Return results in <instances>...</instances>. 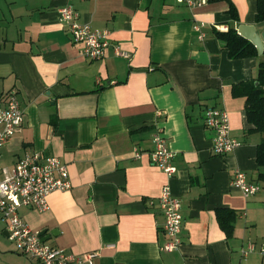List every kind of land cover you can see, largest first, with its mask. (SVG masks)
Segmentation results:
<instances>
[{"label": "crops", "instance_id": "1", "mask_svg": "<svg viewBox=\"0 0 264 264\" xmlns=\"http://www.w3.org/2000/svg\"><path fill=\"white\" fill-rule=\"evenodd\" d=\"M0 0V96L15 90L24 124L0 150L12 167L26 154L57 157L72 188L48 196L49 208L20 209L35 231L56 236L54 247L97 253L95 264H264L242 256L264 243V191L245 197L232 187L237 171L259 183L260 133H248L246 99L234 86L255 79L259 58L233 59L216 33L255 25L257 0ZM71 5L80 21L109 30L105 56L87 59L59 10ZM200 27V29H197ZM203 36V38H201ZM209 108L226 111L241 147L212 152ZM162 127L177 174L154 165L153 136ZM140 157H136V153ZM182 201V245L167 252L157 199L165 185ZM235 213L233 229L222 226ZM0 264H40L16 251L0 221Z\"/></svg>", "mask_w": 264, "mask_h": 264}, {"label": "built area", "instance_id": "2", "mask_svg": "<svg viewBox=\"0 0 264 264\" xmlns=\"http://www.w3.org/2000/svg\"><path fill=\"white\" fill-rule=\"evenodd\" d=\"M189 7L205 5L208 0H176ZM62 22L68 27L72 40L82 46L83 55L91 60H100L106 50L113 46L118 56L129 58L118 45L111 40L109 30L95 29L80 21V13L71 5L59 10ZM200 29V27H197ZM203 38V36L201 37ZM24 111L18 93L9 91L0 96V150L22 128ZM206 128L214 132L212 152L216 156H226L241 147L242 142L231 134L229 115L217 108L207 109L204 116ZM155 145L151 154L152 162L168 179L177 174L173 163L174 152L169 148L164 130L157 127L153 136ZM136 157H140L137 152ZM233 188L252 197L262 191L259 183L249 182L245 173L237 171L232 179ZM72 188L69 171L57 157L41 156L38 153L26 154L14 166L6 167L1 162L0 154V221L5 225L7 238L15 245L16 251L40 264H95L97 253L75 255L64 249L42 242L40 231L33 230L22 218L20 209L33 208L39 212L48 210V196L56 191H68ZM160 212L165 218L164 231L168 242L162 250L173 252L182 245L183 230L182 201L175 197L170 185H165L157 199ZM264 255V243L257 245L249 242L242 249V256L253 253Z\"/></svg>", "mask_w": 264, "mask_h": 264}, {"label": "trees", "instance_id": "3", "mask_svg": "<svg viewBox=\"0 0 264 264\" xmlns=\"http://www.w3.org/2000/svg\"><path fill=\"white\" fill-rule=\"evenodd\" d=\"M218 1V0H208ZM230 2V12L234 20H237V12L233 3ZM258 23H264V0H257ZM217 38L224 43L233 59L259 58L258 74L255 79L234 86L233 94L246 99V119L248 124V133H260L263 139L257 146V164L260 169L258 182L264 188V55L259 56L258 50L249 40L239 35L234 27L227 32H217ZM231 218L225 224L223 210L218 211V218L222 226L230 232L233 229V220L235 213H230Z\"/></svg>", "mask_w": 264, "mask_h": 264}, {"label": "water", "instance_id": "4", "mask_svg": "<svg viewBox=\"0 0 264 264\" xmlns=\"http://www.w3.org/2000/svg\"><path fill=\"white\" fill-rule=\"evenodd\" d=\"M238 33L254 44V46L258 50L259 56L264 55V31L262 33H259L255 25H240L238 27ZM46 234V230L40 232L42 242H48L52 238V236H56V231H51L50 235Z\"/></svg>", "mask_w": 264, "mask_h": 264}, {"label": "rangeland", "instance_id": "5", "mask_svg": "<svg viewBox=\"0 0 264 264\" xmlns=\"http://www.w3.org/2000/svg\"><path fill=\"white\" fill-rule=\"evenodd\" d=\"M2 164H3V166H9V163H7V162L6 163L3 162ZM262 191H264V188H262ZM2 226L5 227L4 223H2Z\"/></svg>", "mask_w": 264, "mask_h": 264}]
</instances>
